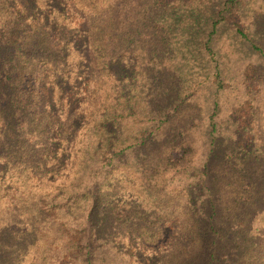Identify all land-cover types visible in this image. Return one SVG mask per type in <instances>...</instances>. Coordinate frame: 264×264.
<instances>
[{"label":"trees","instance_id":"obj_1","mask_svg":"<svg viewBox=\"0 0 264 264\" xmlns=\"http://www.w3.org/2000/svg\"><path fill=\"white\" fill-rule=\"evenodd\" d=\"M244 3L0 0V264H264V208L242 226L264 201V47L240 70L224 174L179 116L177 21L214 12L192 34L208 64L226 25L250 41ZM205 194L207 219L193 204Z\"/></svg>","mask_w":264,"mask_h":264},{"label":"rangeland","instance_id":"obj_2","mask_svg":"<svg viewBox=\"0 0 264 264\" xmlns=\"http://www.w3.org/2000/svg\"><path fill=\"white\" fill-rule=\"evenodd\" d=\"M210 1L212 0H205V2ZM244 2V6L247 7L242 14L241 24L249 33L250 41L241 39L231 31L229 25H226L219 33L220 39L218 41L217 39L214 40L218 52L216 60L209 61L208 64L198 61L200 56L195 55L198 51L193 46L194 36L192 37V34L198 24L204 22L203 19H208L214 12L203 10L205 12H202L193 20L192 17L188 16V14H191L188 12L177 21V24L180 25L177 28V33L181 35L177 39V45L175 44L176 53H178L177 61L179 59L177 66L178 77L180 78L177 86L183 87L180 100H184V107L180 111L179 116L191 120L189 125L193 129L190 130L192 132L190 134L195 144L198 145L200 163L208 166V173L212 175H217L218 172L224 174L225 172L223 161L218 158L217 146H222L224 141L228 140L230 136L228 123L231 124V122L229 118L233 105L237 103L235 88L240 89L242 87L240 85L242 80V72L240 70L242 67L244 68L248 60H255V54L252 53V42L264 47V0H244ZM186 21H189V29L187 27L183 31L181 26L186 25ZM195 59L198 64H196ZM219 72L220 75H218ZM254 108L259 115L264 117V90L255 97ZM257 120L259 122V118ZM256 131L262 137L264 136L262 134L264 131L260 132L255 125L254 132L256 133ZM210 132H214L215 138L211 136ZM256 143L259 148L264 145L257 135ZM225 147L226 145L222 146L223 149ZM210 148L214 149L211 153ZM259 161H257L254 169L260 183L259 186H261V197L264 200V164L259 163ZM255 162L256 160H254ZM223 192L224 187L220 193ZM217 195L219 194L215 193V196ZM199 198L202 200L193 202L194 207L207 219L214 213L212 204H210V197L205 194L203 196L200 195ZM182 199H184L185 203ZM176 201L179 204L182 202L180 205L184 211L183 216H185L186 198L183 195H178ZM225 206V204L223 206L217 205L218 212L213 216V218H217L215 224L221 221ZM254 207H250L247 211L249 212L248 215H243L245 223L242 226L249 228L253 226L255 228L254 217L251 215L258 209L264 208V201ZM207 222L205 221L204 223L206 224ZM233 227L240 229L236 223ZM263 232V229L258 232L257 241H260Z\"/></svg>","mask_w":264,"mask_h":264}]
</instances>
